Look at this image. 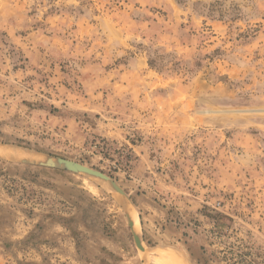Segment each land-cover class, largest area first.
Returning a JSON list of instances; mask_svg holds the SVG:
<instances>
[{"label": "rangeland", "instance_id": "rangeland-1", "mask_svg": "<svg viewBox=\"0 0 264 264\" xmlns=\"http://www.w3.org/2000/svg\"><path fill=\"white\" fill-rule=\"evenodd\" d=\"M159 256L264 264V0H0V264Z\"/></svg>", "mask_w": 264, "mask_h": 264}, {"label": "water", "instance_id": "water-1", "mask_svg": "<svg viewBox=\"0 0 264 264\" xmlns=\"http://www.w3.org/2000/svg\"><path fill=\"white\" fill-rule=\"evenodd\" d=\"M43 164H48L49 166H57V165L66 166L69 169L81 172V173L86 174L88 176L101 179V180L108 182V183L110 182V180L105 175H103L99 172L93 171L91 169L82 167L78 164L69 163V162H65V161H61V160H54V159H50L48 162H45ZM111 187L114 190H116L118 193H120L122 196H124L122 191H120L114 184H111Z\"/></svg>", "mask_w": 264, "mask_h": 264}, {"label": "bare ground", "instance_id": "bare-ground-1", "mask_svg": "<svg viewBox=\"0 0 264 264\" xmlns=\"http://www.w3.org/2000/svg\"><path fill=\"white\" fill-rule=\"evenodd\" d=\"M156 262L157 264H180L177 260L173 258L160 257V256L159 258H157Z\"/></svg>", "mask_w": 264, "mask_h": 264}, {"label": "trees", "instance_id": "trees-1", "mask_svg": "<svg viewBox=\"0 0 264 264\" xmlns=\"http://www.w3.org/2000/svg\"><path fill=\"white\" fill-rule=\"evenodd\" d=\"M18 264H20V263H18Z\"/></svg>", "mask_w": 264, "mask_h": 264}]
</instances>
